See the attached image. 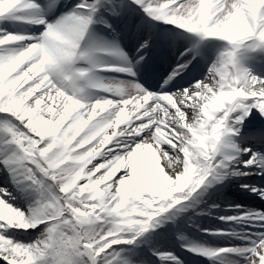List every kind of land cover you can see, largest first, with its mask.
<instances>
[{
    "label": "snow or ice",
    "instance_id": "1",
    "mask_svg": "<svg viewBox=\"0 0 264 264\" xmlns=\"http://www.w3.org/2000/svg\"><path fill=\"white\" fill-rule=\"evenodd\" d=\"M136 3L157 19L221 37L232 43V50L207 77L178 92L154 94L136 85L119 97L84 102L80 82L94 81L73 64L80 58L90 15L73 13L48 24L39 38L0 35V113L19 121L8 132L21 149L3 163L10 171L13 163L26 167V178L41 190L42 173L60 192L25 212L8 203L7 190H2L4 264H113L110 250L133 242L123 238L126 232L147 230L148 220L187 199L210 176L223 179L219 170L228 167L230 157L218 159V154L228 145L230 131L239 134L226 126L230 117L242 125L253 110L264 116V77L238 66L242 46L264 47V0ZM37 7L29 0H0V18ZM24 41L31 42L18 47ZM186 68L181 64L170 79ZM129 136L123 143L118 140ZM164 144L168 147L161 148ZM243 151L252 153L251 148ZM247 163L264 167V155L253 153ZM258 219L264 224V214ZM41 225L44 234L31 244L5 235L9 227L27 231ZM227 253L249 254L248 264H264V233L252 247L219 249L213 255ZM222 264L238 261L225 257Z\"/></svg>",
    "mask_w": 264,
    "mask_h": 264
},
{
    "label": "bare ground",
    "instance_id": "2",
    "mask_svg": "<svg viewBox=\"0 0 264 264\" xmlns=\"http://www.w3.org/2000/svg\"><path fill=\"white\" fill-rule=\"evenodd\" d=\"M96 0H78L77 2V8H81L80 6L81 5H84L85 7H82V9H74L70 14H68L67 16H70L71 14L73 13H81V14H88L87 12V9L89 8L88 6H93V4H95ZM153 3L157 2V0H152ZM31 11V10H30ZM29 11V12H30ZM19 12L15 13V14H18ZM65 17L61 18V19H58L56 21H52L50 24H53L55 25L56 23L60 22L62 19H64ZM1 20L2 18H0V23H1ZM42 36V33H38V34H33L32 37L34 38H39ZM227 41V40H226ZM31 41H26V43H21V45H18V47H22L24 46L25 44L27 43H30ZM222 49V47H221ZM78 52L80 53V58H87L90 59L89 57H91V59H93V57L91 55H88L87 53H83L84 50H79L78 49ZM226 54V53H224ZM239 57L240 55L238 54V60H239ZM79 59V58H78ZM219 62V60H218ZM238 66L241 68V69H245V70H248L250 73L252 72V69L249 68V66H247L246 68L243 67L242 63H239L238 61ZM73 67H74V64H73ZM76 69H81L80 67H77L75 65ZM208 75H209V71H208ZM85 82L86 80H82L80 83H81V86H84L85 85ZM97 94V93H96ZM82 95L86 98V92H83ZM103 97L101 94H97L95 96V100H97L98 98H101ZM84 102H94L92 97H90L89 99H85ZM238 112L242 113V110H238ZM253 114H258L260 115L259 111L258 110H253ZM261 116V115H260ZM251 116H247L244 120L246 119H249L251 118ZM263 117V116H262ZM230 129L231 128H237L239 126V124L236 123V121L234 119H232L230 117L229 121L227 122V125ZM232 132L230 131L228 136L226 137L227 140L229 142H231L232 140H236L237 138L234 137L232 134ZM131 137H120L118 138V140L123 143L124 141L126 140H130ZM229 144V143H228ZM6 146L5 143H3L0 147V149L4 150V147ZM8 147V150L6 153H9V157H13L15 154H18V152L16 150H14V147L9 144L7 145ZM161 148H166L168 147L167 144H164V145H161L160 146ZM115 151H120V148H116L114 149ZM227 152L230 153L231 152V147L229 145H227V148H226ZM244 156V155H242ZM13 166H16L17 168V171L21 173V176H22V179L24 178V174L27 172V169L26 167H23L21 166L20 164H11ZM0 170H1V165H0ZM123 170V169H121ZM233 170H237V168L233 167ZM99 175V174H98ZM119 175V173H118ZM210 179H208L205 183L209 182ZM23 184H25V181H21ZM55 184V182H54ZM56 186V184H55ZM30 191H28V189L26 190V193L27 192H30V194L25 197V193H21V195H18L19 194V191L21 192L20 188L17 186V185H13V187L10 189V194L6 195L4 198L5 200L10 203L11 205L15 206L16 208L18 209H22L24 210L25 212H30L32 209H36V208H40L42 207L40 205V203L37 201L36 199V193H35V187H37V184H34L32 182V184H30ZM56 189L59 190V188L56 186ZM2 194V193H0ZM225 193L224 191H222L221 189H218V192L213 195L214 199H219L221 196H223ZM59 195H60V192H59ZM195 195V199H198V198H201L204 194L203 192H200V191H196L194 193ZM39 196L43 198V195L41 194V192L39 193ZM183 200L181 198V202L179 204H182ZM194 203V202H193ZM203 206H201L200 208L196 209V210H192V213L191 214H188V213H185L184 215L185 216H189V217H192L198 210L202 209ZM163 214H167V211H165ZM160 219L163 218V215L162 213H159L157 215ZM144 219H147V218H144ZM161 221H165L163 223V226L159 225V226H153V219L152 220H148L147 223L149 224V227L147 228V231H145L144 233H142L139 237H138V242L137 243H123V244H120V245H117V246H114V249L110 250L111 251V257H114V260H113V264H131V263H127V259L131 256V253L136 249L138 248L139 246L141 245H144L148 242V235L151 234V233H154L156 231H162V230H165V229H168L170 228V225L172 223V221L169 220V216H166L165 218H163V220L161 219ZM172 226H173V223H172ZM42 232V235L44 234V225H41L39 228H35V229H28L27 231L23 230V229H19V228H14V227H9L6 231H5V235L14 240V241H17V242H22L24 244H31L35 241H37L38 239H40L42 237V235H39V231ZM38 235L40 237H38ZM125 235V234H124ZM124 239H127V238H124ZM131 258V257H130ZM146 258H149L151 260H149L150 262H154L153 259L151 257H146ZM145 258H143L142 260H144Z\"/></svg>",
    "mask_w": 264,
    "mask_h": 264
}]
</instances>
